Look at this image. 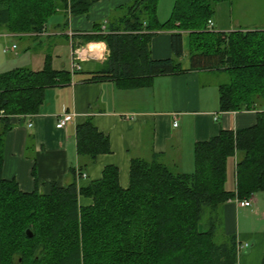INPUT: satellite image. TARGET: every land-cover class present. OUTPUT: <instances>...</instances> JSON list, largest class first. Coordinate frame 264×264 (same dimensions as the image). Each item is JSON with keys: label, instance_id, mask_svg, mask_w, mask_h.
I'll return each instance as SVG.
<instances>
[{"label": "trees", "instance_id": "16d2710c", "mask_svg": "<svg viewBox=\"0 0 264 264\" xmlns=\"http://www.w3.org/2000/svg\"><path fill=\"white\" fill-rule=\"evenodd\" d=\"M96 1L0 0V33L36 38L57 15L63 32L68 16L86 15ZM157 1L132 0L119 6L104 28L95 24L92 34L79 37L83 44L102 42L108 51L105 68L89 80L110 79L134 88L154 76L178 73L181 45L175 32H186L190 69L227 75L217 87L220 112L264 104V26L225 33L207 29L215 5L223 0H172L168 19L159 23ZM158 31H175L170 35L171 58L149 56V40ZM67 80L65 72L52 70L49 54L38 71L17 67L0 73V264H236L235 237L216 240V227L222 224L225 203L264 192V111L256 112L250 127L219 130L194 143L190 173L177 164H163L155 155L148 161L132 158L124 189L113 166L77 188L81 169L109 152L106 136L86 118L74 130L78 166L69 169L70 181L51 184L46 194L21 192L13 179L1 176L9 119L35 114L43 91ZM230 157L232 190L225 187ZM79 196L90 203L80 207Z\"/></svg>", "mask_w": 264, "mask_h": 264}, {"label": "crops", "instance_id": "0c3cea01", "mask_svg": "<svg viewBox=\"0 0 264 264\" xmlns=\"http://www.w3.org/2000/svg\"><path fill=\"white\" fill-rule=\"evenodd\" d=\"M131 1L98 0L86 15L68 16L63 32L59 29L62 20L58 27L46 28L38 38H16L0 33V45L8 48L13 45L14 50L8 52L15 61L22 62L14 66L12 60L3 72L17 67L38 71L44 55L49 54L52 70L65 72L68 79L43 91V101L35 114L9 119L11 128L3 137L1 176L6 180L13 179L21 192L35 190L46 194L51 184L64 186L70 181L69 169L78 166L74 130L86 118L97 132L106 136L109 152L97 155L92 163L81 169L83 177L80 175L77 179V188L86 187L100 178L104 167L113 166L117 171L118 186L124 189L132 158L148 161L155 155L163 164H177L183 173H190L194 143L208 140L219 130L250 127L255 123L256 112L264 111V104L247 111L218 110L217 87L226 82L227 75L219 70L190 69L186 32L158 31L148 45L151 59L171 58L170 35L178 33L181 45L178 73L154 76L145 85L134 88L117 86L110 79L89 80L94 73L105 68L108 51L102 42L83 44L79 37L92 34L95 24L104 28L106 20L117 14L118 7ZM244 20L229 22L228 27L221 26L216 32L264 26V20L252 17ZM211 22L214 27V20ZM11 39L22 46L17 53V43ZM83 46H95L97 57L79 58L75 51ZM28 50L36 52L37 56L31 54L29 56L35 58L29 57V61L23 63L21 57ZM65 114L70 115L71 120L57 129L58 119ZM174 121L175 127L172 126ZM228 165L230 180L226 188L232 190L234 158L226 160L225 175ZM77 203L83 207L90 201L79 196ZM239 208L244 211L243 218L252 220H246L249 224L242 231L234 225ZM221 218L224 233L233 234L240 246L248 245L236 255V264H260L264 255V192L250 199V207L228 201L221 207Z\"/></svg>", "mask_w": 264, "mask_h": 264}, {"label": "rangeland", "instance_id": "374dc122", "mask_svg": "<svg viewBox=\"0 0 264 264\" xmlns=\"http://www.w3.org/2000/svg\"><path fill=\"white\" fill-rule=\"evenodd\" d=\"M172 7V0H158L157 6H156V18L159 23H162L166 21L169 17L170 11ZM249 17L255 18L257 20H264V0H229V1H219L214 7V12L211 20H214V27L212 28L213 31H217L220 29L221 26L228 27L229 22L234 23L235 20H239L240 22L245 21L244 19L248 20ZM62 22V18L60 15H57L55 17H52L46 24L47 30H50L53 28V26L60 24ZM220 31V30H219ZM186 37V36H184ZM38 38V37H36ZM13 40L15 43L16 40ZM99 42V41H98ZM17 51H19L22 46H20L19 43H17ZM4 48H8V46L0 45V73L4 70L8 69V64L12 62L11 65L17 66L20 65L22 62L15 61V58H13L9 52L7 54H2V50ZM26 55L24 57H21V59L28 62L29 61V55L34 54V56H37V54L32 53L31 51L24 52ZM30 58H35L31 56ZM226 181H225V187L228 188L229 186V180H230V168L229 165L227 166L226 170ZM227 182V183H226ZM227 184V185H226ZM241 201H239V204ZM253 207L249 208L252 209ZM248 210V209H244ZM249 211V210H248ZM250 212V211H249ZM250 214V213H249ZM244 211L240 210L238 211V215L235 216L234 225L238 227L239 230H244L247 228V224H249V221L251 219H245L243 218ZM244 219V220H243ZM252 221V220H251ZM226 235L223 230V225L220 224L216 227V240H220L222 237L232 236Z\"/></svg>", "mask_w": 264, "mask_h": 264}, {"label": "built area", "instance_id": "2783aa9c", "mask_svg": "<svg viewBox=\"0 0 264 264\" xmlns=\"http://www.w3.org/2000/svg\"><path fill=\"white\" fill-rule=\"evenodd\" d=\"M206 27H207V29H212V27H213V24H212V22H211V20H208L207 21V23H206ZM88 47L89 46H87V47H81V48H78L76 51H75V54L79 57V58H83V57H85V56H92V58H96L97 57V53H95L96 52V49H93V50H90V49H88ZM14 46L12 45L10 48H4L3 50H2V52L3 53H6V52H8L9 50L10 51H12V50H14ZM101 55V54H100ZM100 56H98V58H99ZM71 120V116L70 115H68V114H65V115H63L61 118H59L58 119V121H57V123H56V125H55V127L57 128V129H59V128H62L63 126H64V124L66 123V122H69ZM175 121L172 123V126L173 127H175ZM30 126V124L28 123L27 124V127H29ZM82 177H83V175H82ZM234 202H239V201H237V200H234ZM243 207H250V200H242L241 201V203H240ZM248 248V245L247 244H244V245H237V247H236V254H239V253H241L242 251H244V250H246Z\"/></svg>", "mask_w": 264, "mask_h": 264}, {"label": "water", "instance_id": "95a60500", "mask_svg": "<svg viewBox=\"0 0 264 264\" xmlns=\"http://www.w3.org/2000/svg\"><path fill=\"white\" fill-rule=\"evenodd\" d=\"M88 49H90V50H91V49H95V46H89ZM26 234H27V236L29 237V234H28L27 231H26Z\"/></svg>", "mask_w": 264, "mask_h": 264}]
</instances>
